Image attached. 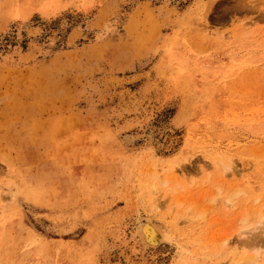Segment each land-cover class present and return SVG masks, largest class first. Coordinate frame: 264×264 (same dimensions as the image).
Segmentation results:
<instances>
[{"label": "rangeland", "instance_id": "1", "mask_svg": "<svg viewBox=\"0 0 264 264\" xmlns=\"http://www.w3.org/2000/svg\"><path fill=\"white\" fill-rule=\"evenodd\" d=\"M263 216L264 0H0V264H234Z\"/></svg>", "mask_w": 264, "mask_h": 264}, {"label": "bare ground", "instance_id": "2", "mask_svg": "<svg viewBox=\"0 0 264 264\" xmlns=\"http://www.w3.org/2000/svg\"><path fill=\"white\" fill-rule=\"evenodd\" d=\"M171 142V141H170ZM161 148V147H160ZM167 148H168V146H167ZM225 159H228L227 157H224V156H219L218 158H216V164H219V167L221 166L222 168H223V171L222 172H224V174H226V172L228 173H230V170H232V163H231V160H230V158L227 160V161H225ZM181 171H183V170H181ZM175 172L177 173V171L175 170ZM174 172V173H175ZM238 172V174L237 175H239V171H237ZM231 174V173H230ZM165 182H167V181H165ZM164 186H166L167 185V183H165V184H163ZM241 192V191H240ZM173 193V192H172ZM220 193V192H219ZM195 194H196V192H195ZM194 194V195H195ZM237 194H239V192L237 193ZM237 194H236V197H237ZM224 196H225V194H224ZM230 196H231V194H230ZM230 196H229V198H230ZM235 196V194H233V197ZM218 197V196H217ZM219 197H221L220 195H219ZM226 197V196H225ZM229 198H227V200H229ZM235 198V197H234ZM217 199V198H216ZM216 199H213V200H216ZM218 199H220V198H218ZM226 199V198H225ZM217 201H219V200H217ZM227 202V201H226ZM225 201H223V203H226ZM230 202H232L231 200H230ZM235 202V201H234ZM178 203H180V206H181V201L180 202H178ZM177 203V204H178ZM182 204H183V202H182ZM227 205H229V204H227ZM178 206V205H177ZM226 206V205H225ZM230 206V205H229ZM158 206H156L155 208H157ZM174 207V206H173ZM179 208V207H178ZM192 208V207H191ZM226 208H228L227 206H226ZM226 208H225V210H226ZM173 209V208H172ZM172 211V210H171ZM170 211V212H171ZM177 211H178V209H177ZM178 213V212H177ZM204 214V213H203ZM185 215V214H184ZM183 217V216H182ZM264 217V216H263ZM201 218H204V216H201ZM145 219V218H144ZM144 219L142 220V221H144ZM262 219V218H261ZM190 220V219H189ZM141 221V223L139 224V227H138V229L136 230V235H137V237H138V240L140 241V243L142 244V248H141V250H138L137 249V246L135 245V244H133V245H135L134 246V248H133V252H134V254L135 255H137L139 252L140 253H142L144 256H150V255H154L157 251H158V248H160L162 245H164V244H172V238H171V236H169L168 235V232L166 233L165 231H164V229L162 228V226L161 225H159V224H157L156 222H154V220L150 217H147V220H146V222H142ZM263 222L262 223H264V220H262ZM257 224V223H256ZM260 224V223H259ZM258 224V225H259ZM257 225V226H258ZM263 225V224H262ZM257 226L256 227H254L255 229L252 231V232H254V231H256L257 232ZM259 227L261 228V230H262V228L264 227V225H263V227L261 226V225H259ZM258 227V228H259ZM113 228V227H112ZM118 228H120V227H118ZM118 230V229H117ZM259 230V229H258ZM110 233H111V237L112 238H117L119 235L117 234V232L116 231H112V229H110ZM119 231V230H118ZM240 232H242V231H240ZM244 232V231H243ZM109 233V234H110ZM125 233V232H124ZM258 233V232H257ZM263 234H264V229H263V232H262ZM261 232H260V234H262ZM253 234H255L256 235V233H253ZM262 234V235H263ZM124 235V234H123ZM136 235H134V236H136ZM242 236L245 238V234L243 235L242 234ZM260 235L258 234V237H259ZM264 236V235H263ZM249 237V236H248ZM248 237H246L245 239H249ZM257 237V238H258ZM124 239V238H123ZM136 239V238H135ZM260 240V239H259ZM261 241V240H260ZM259 241V242H260ZM118 242V241H117ZM116 242V243H117ZM126 242V241H125ZM254 242V241H253ZM262 242V241H261ZM120 243V242H119ZM123 243V242H122ZM139 243V242H138ZM221 243V242H220ZM222 243H223V249L225 248H228V246H229V240L228 239H225L224 238V241L222 240ZM115 244V243H114ZM254 244L255 243H252V246L253 247H249V250H251V253H249V255H246L247 253H245V256L243 255V256H241V257H243V258H240V259H238L237 261L235 260L234 261V264H259L260 263V258L264 255V253H263V255L260 257V255L261 254H259L258 253V251H260L261 252V250H260V248H258V249H256L257 248V246H258V244L256 243L255 244V246H254ZM117 245V244H116ZM130 245V244H129ZM118 246V245H117ZM250 246H251V244H250ZM131 248V247H130ZM251 248V249H250ZM124 250V249H123ZM131 250V249H130ZM129 250V251H130ZM258 250V251H257ZM252 251H253V254H252ZM112 253V252H111ZM124 251H122V249L121 248H117L114 252H113V255H114V257H116L117 258V263H115V264H122L121 262H120V259L122 258V257H124ZM252 254V255H251ZM143 255H141V256H143ZM113 257V256H112ZM113 257V258H114ZM264 257V256H263ZM128 258V257H127ZM152 258V257H151ZM154 258V257H153ZM144 260V259H143ZM143 260L141 261L142 263H143ZM146 260V259H145ZM129 262V261H128ZM140 262V261H139ZM145 262V261H144ZM141 263V264H142ZM146 263V262H145ZM134 264V263H133Z\"/></svg>", "mask_w": 264, "mask_h": 264}]
</instances>
